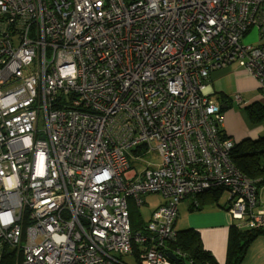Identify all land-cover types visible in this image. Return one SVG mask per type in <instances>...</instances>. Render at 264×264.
Returning a JSON list of instances; mask_svg holds the SVG:
<instances>
[{
	"label": "built area",
	"instance_id": "built-area-1",
	"mask_svg": "<svg viewBox=\"0 0 264 264\" xmlns=\"http://www.w3.org/2000/svg\"><path fill=\"white\" fill-rule=\"evenodd\" d=\"M234 63L264 94V0H0V264H171L178 203L218 187L264 226L204 91Z\"/></svg>",
	"mask_w": 264,
	"mask_h": 264
},
{
	"label": "crops",
	"instance_id": "crops-1",
	"mask_svg": "<svg viewBox=\"0 0 264 264\" xmlns=\"http://www.w3.org/2000/svg\"><path fill=\"white\" fill-rule=\"evenodd\" d=\"M255 35H252L254 38ZM204 91L208 97L222 108L224 113L225 133L232 137L236 142L243 140H257L264 136V124L252 122L248 119L245 111L247 106L254 103L264 105V95L261 92L258 83L249 77L245 71L236 63L226 67L212 70L204 83ZM238 94L241 100L238 101L234 96ZM248 105H244L245 97ZM237 102L241 110H235L232 104ZM245 114V117H244ZM237 140H236V139ZM149 195L143 199L142 205L153 206L145 211V224L152 210L164 202L163 196L155 193H146ZM258 197L264 202V186L259 190ZM229 194L224 203L212 202L208 193L204 192L197 197V204H194L192 197H186L178 203V214L174 227L177 231L191 228L199 232L202 244L216 258L219 264H224L226 260V251L228 243L229 227L237 223L227 211ZM242 264H264V236L259 235L249 246Z\"/></svg>",
	"mask_w": 264,
	"mask_h": 264
},
{
	"label": "trees",
	"instance_id": "trees-1",
	"mask_svg": "<svg viewBox=\"0 0 264 264\" xmlns=\"http://www.w3.org/2000/svg\"><path fill=\"white\" fill-rule=\"evenodd\" d=\"M245 111L250 121L264 124V105L254 103L247 106ZM224 136L229 137L226 133ZM230 159L244 175L254 181L258 194L264 186V136L259 137L257 140L235 142V146L230 153ZM223 191L228 192L224 187H218L208 190L206 193L210 195L212 202L218 203ZM227 202L229 203V200ZM234 220L237 223L229 227L224 264H242L254 239L259 235L264 236V226H247L238 219ZM130 223L133 231L143 229L146 224L141 220L138 225L132 224L131 215ZM176 250L181 253L177 256L180 260L174 262L168 257L171 264H219L213 254L204 248L199 232L191 228L177 231L175 241L166 243V254H174ZM2 264H13V257L10 252L5 253Z\"/></svg>",
	"mask_w": 264,
	"mask_h": 264
},
{
	"label": "rangeland",
	"instance_id": "rangeland-1",
	"mask_svg": "<svg viewBox=\"0 0 264 264\" xmlns=\"http://www.w3.org/2000/svg\"><path fill=\"white\" fill-rule=\"evenodd\" d=\"M14 42H16V38H14ZM251 97H252V95L249 96V98H247V97L244 98V100H243L244 105H248V102H249L248 100L249 99L251 100L252 99ZM232 106L234 107L235 110H241V106L237 102H234L232 104ZM244 117H245V114H244ZM243 139H245V138H242L240 140H243ZM142 159L144 161H139L140 165H144L148 161L151 164H156V162L159 161V155H158L157 151L152 150L149 155H144ZM129 160L132 163V165L135 164V162H133L131 159H129ZM148 196L149 195L147 194V195H143L141 197L143 199H146V197H148ZM159 196H161V195H159ZM227 196H228V192L227 191H223L222 192V196L220 198V202L224 203L226 198H227ZM128 207H129V212H130V215H131L132 224L138 225V224H140V220L143 221L142 216L145 218V211L151 209L153 206H150V205L144 206V205H142L141 207H137L135 202H134V200H133V198L130 197L128 199ZM147 208H149V209H147ZM123 259L126 262L130 263V264H138L137 261L135 260V258L132 257V256H126L125 255V256H123Z\"/></svg>",
	"mask_w": 264,
	"mask_h": 264
},
{
	"label": "water",
	"instance_id": "water-1",
	"mask_svg": "<svg viewBox=\"0 0 264 264\" xmlns=\"http://www.w3.org/2000/svg\"><path fill=\"white\" fill-rule=\"evenodd\" d=\"M167 255H168V257H169L171 260H173L174 262H179V260H180L176 255H174V254H172V253H168Z\"/></svg>",
	"mask_w": 264,
	"mask_h": 264
}]
</instances>
